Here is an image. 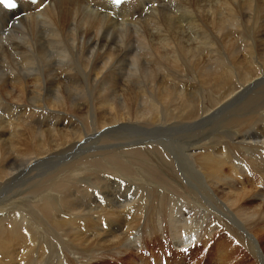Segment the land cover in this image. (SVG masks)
Returning a JSON list of instances; mask_svg holds the SVG:
<instances>
[{"label":"bare ground","instance_id":"1","mask_svg":"<svg viewBox=\"0 0 264 264\" xmlns=\"http://www.w3.org/2000/svg\"><path fill=\"white\" fill-rule=\"evenodd\" d=\"M95 149L133 173L72 163ZM170 239L264 264V0L0 5V264H162Z\"/></svg>","mask_w":264,"mask_h":264},{"label":"rangeland","instance_id":"2","mask_svg":"<svg viewBox=\"0 0 264 264\" xmlns=\"http://www.w3.org/2000/svg\"><path fill=\"white\" fill-rule=\"evenodd\" d=\"M233 85H237L236 87L238 88L239 87V85H238V83H241V81H236V79H235V77L232 79V82H231ZM222 114V113H221ZM216 120V119H215ZM211 124V123H210ZM155 140H157L156 142H158L159 144H158V146H159V148L164 152V153H166L167 154V156L170 158V160H171V162L173 163V165H176L175 166V169L177 170V172L179 171V168H176L177 166H178V164H177V161H176V159H175V157L173 156V154H171V153H169L166 149H165V146L163 145V144H161V141L159 140V139H155ZM151 148L152 147H150V149H149V151L151 150ZM156 148V147H155ZM154 148V149H155ZM158 148V149H159ZM144 149V150H143ZM145 149L147 150V148H144V147H135V148H133V150L132 149H128V150H126L125 149V151L124 152H126V153H128V152H132L133 154H135V155H133V157L134 158H138V156L140 155L141 157H143L142 155V153L143 152H145ZM131 150V151H130ZM156 150H157V148H156ZM155 150V151H156ZM157 153L156 154H159L158 153V151H156ZM110 153V152H109ZM103 153L102 152H99V151H96V149L95 150H91V151H89L87 154H86V152H84V155H79L78 156V159L77 160H74V161H72V163L73 164H78V165H84V166H86L87 168H95V167H97L98 166V163H104V161L103 160H106V161H110V162H115V163H117L115 160H113V158L111 157V155H109L108 157H106L107 155L106 154H108V153H106V154H104V155H102ZM139 156V157H140ZM104 157V158H103ZM167 161L169 160L166 156H163ZM21 159H23V157H21ZM120 160H122L123 161V158H120ZM60 161V160H59ZM59 161H57V162H59ZM57 162H55L54 163V167H58L59 166V163H62L63 161H61V162H59L58 164H57ZM75 162V163H74ZM118 164V168H120V169H122V173H124V172H127V174L130 176L133 172H131V171H127V170H124L123 168H121L122 166L123 167H127V166H125L124 164H121V163H117ZM103 167L104 166H106L105 164H103L102 165ZM119 166H121V167H119ZM103 167H101V170H104L103 169ZM52 168H53V166H52ZM146 169H149V167L147 166V167H145ZM42 172L41 173H43V175H40L39 174V172L37 173V172H35V171H33V172H31L30 173V176L29 177H31V179L30 180H28V181H26V182H24V183H22V186H21V190H23V191H26L25 192V195H23V196H29V197H35V196H39L41 193H45L47 190H50V187H51V185L49 184L50 183V181L53 179V177H55L54 176V173H50V172H52L51 170H54V169H47L46 167L44 168V169H40ZM44 170V171H43ZM48 170V171H47ZM157 172H158V170H156ZM131 173V174H130ZM151 173H153V174H156L155 172H153V171H151ZM159 173V172H158ZM161 173V172H160ZM39 176H43L42 178H39L38 179V175ZM55 174H57V173H55ZM100 174H97V176H99ZM156 176L158 177V178H163V179H166L165 177H163L164 175L161 173V175H158V174H156ZM41 179H43V180H41ZM167 180V179H166ZM39 181H41V183H39ZM168 181V180H167ZM184 183L186 184V186L187 187H190V185L186 182V181H184ZM184 184V185H185ZM44 185V186H43ZM25 186V187H24ZM61 186H64V187H67V184H61ZM185 186V187H186ZM55 187H52L51 189L53 190ZM47 189V190H46ZM64 190V189H63ZM39 194V195H38ZM37 202V201H36ZM13 212H17V210H12L11 211V213H13ZM14 217H12L11 219H13ZM11 225H13L14 226V224L12 223V222H9V230L11 229ZM21 228V230L22 231H24V229L22 228V226L20 227ZM26 230V229H25ZM167 240H169V237L167 236V238H166ZM169 243V242H168ZM264 243V242H263ZM159 244V243H158ZM151 245V244H150ZM173 246L174 247V251H172L171 250V248L169 247V245L168 246H166V247H163L162 248V250H160L159 249V247H156V246H154V248H153V250L151 251V253L152 254H155V252L158 250L159 252H160V254H162L164 257H166V255L165 254H170V252H172V259H169L168 260V258H167V262H169V263H172V264H175L176 263V261L174 260V256H175V254L177 255V254H179V252H177V251H175L176 250V247H175V245H174V241H172L171 239H170V246ZM171 246V247H172ZM167 249V250H166ZM164 250V251H163ZM168 250H170V252H166V251H168ZM263 251H262V253H264V245H263V249H262ZM148 255H150V254H148ZM147 254H145V256L147 257V258H150L149 256H148ZM162 256V257H163ZM170 256H171V254H170ZM154 257H156L155 255H154ZM192 258H193V256L192 255H188L187 257H185V259L180 263V264H191V262H190V260H192ZM113 261V260H112ZM165 261V262H166ZM253 260H250V259H248L247 260V262H252ZM197 262H199V260H197ZM109 264H124L121 260H116L115 262L113 261V262H111V261H109ZM211 264H214V262L212 261V263Z\"/></svg>","mask_w":264,"mask_h":264},{"label":"snow or ice","instance_id":"3","mask_svg":"<svg viewBox=\"0 0 264 264\" xmlns=\"http://www.w3.org/2000/svg\"><path fill=\"white\" fill-rule=\"evenodd\" d=\"M32 2H35V0H32ZM114 3H118L119 0H113ZM0 3L4 4L8 8H15L17 7L16 0H0Z\"/></svg>","mask_w":264,"mask_h":264}]
</instances>
